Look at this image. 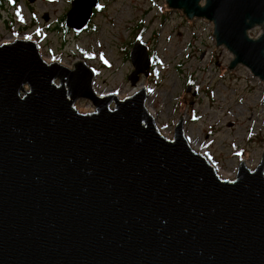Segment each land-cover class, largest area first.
<instances>
[{
	"label": "water",
	"instance_id": "95a60500",
	"mask_svg": "<svg viewBox=\"0 0 264 264\" xmlns=\"http://www.w3.org/2000/svg\"><path fill=\"white\" fill-rule=\"evenodd\" d=\"M165 3L212 23L215 48L234 57L228 72L264 84V0ZM99 4L72 0L66 27L83 33ZM130 60L134 90L120 98L99 95L83 61L48 63L32 40L0 44V264H264V150L222 179L183 118L168 138L147 109L148 48L135 44Z\"/></svg>",
	"mask_w": 264,
	"mask_h": 264
},
{
	"label": "rangeland",
	"instance_id": "374dc122",
	"mask_svg": "<svg viewBox=\"0 0 264 264\" xmlns=\"http://www.w3.org/2000/svg\"><path fill=\"white\" fill-rule=\"evenodd\" d=\"M72 0H5L0 8V44L15 39L36 42L48 63L73 68L83 61L95 73L99 95L132 93L130 57L141 43L152 60L148 107L163 135L172 138L180 118L196 146L228 179L243 161L251 170L264 150V84L245 67L228 72L233 56L215 48L213 25L188 21L165 0H100L87 29L76 34L65 25ZM66 29L68 31H66ZM261 29L250 33L256 38ZM191 86L197 96L186 93ZM80 113L95 110L87 101ZM253 167V168H252ZM234 175V176H233ZM231 176V177H230Z\"/></svg>",
	"mask_w": 264,
	"mask_h": 264
},
{
	"label": "bare ground",
	"instance_id": "6f19581e",
	"mask_svg": "<svg viewBox=\"0 0 264 264\" xmlns=\"http://www.w3.org/2000/svg\"><path fill=\"white\" fill-rule=\"evenodd\" d=\"M45 60V59H44ZM47 62V61H46ZM148 105V102H147V104H146V107H147V109L150 111V109H149V107L147 106ZM95 111V110H94ZM151 112V111H150ZM156 118V117H155ZM184 122H185V120H184ZM162 133V132H161ZM188 140H189V142H190V145H191V147H192V149L195 151V152H197V153H200V154H203L205 151H204V148H202V147H199V146H196L189 138H188ZM211 162V161H210ZM213 165H214V167H215V169H216V171H217V173H218V175L222 178V179H228L227 177H226V173L224 172V171H221L220 170V168L219 167H217L213 162H211ZM246 167H250V162H247L246 163ZM253 168V167H252ZM234 176V175H233ZM231 177V176H230Z\"/></svg>",
	"mask_w": 264,
	"mask_h": 264
},
{
	"label": "trees",
	"instance_id": "16d2710c",
	"mask_svg": "<svg viewBox=\"0 0 264 264\" xmlns=\"http://www.w3.org/2000/svg\"><path fill=\"white\" fill-rule=\"evenodd\" d=\"M4 1H5V0H0V8L3 6ZM98 10H99V9H98ZM98 10H97V12H98ZM66 31H68V30L66 29Z\"/></svg>",
	"mask_w": 264,
	"mask_h": 264
},
{
	"label": "flooded vegetation",
	"instance_id": "af4514ba",
	"mask_svg": "<svg viewBox=\"0 0 264 264\" xmlns=\"http://www.w3.org/2000/svg\"><path fill=\"white\" fill-rule=\"evenodd\" d=\"M95 13H97V10H95ZM152 66H153V64H152Z\"/></svg>",
	"mask_w": 264,
	"mask_h": 264
}]
</instances>
